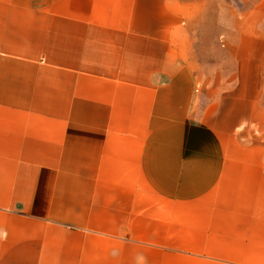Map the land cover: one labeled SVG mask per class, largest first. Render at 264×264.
<instances>
[{
	"label": "crops",
	"instance_id": "obj_1",
	"mask_svg": "<svg viewBox=\"0 0 264 264\" xmlns=\"http://www.w3.org/2000/svg\"><path fill=\"white\" fill-rule=\"evenodd\" d=\"M256 37L264 0H0V264H264Z\"/></svg>",
	"mask_w": 264,
	"mask_h": 264
},
{
	"label": "rangeland",
	"instance_id": "obj_2",
	"mask_svg": "<svg viewBox=\"0 0 264 264\" xmlns=\"http://www.w3.org/2000/svg\"><path fill=\"white\" fill-rule=\"evenodd\" d=\"M220 40H221V43L224 41V39H226V37L224 36H221L219 37ZM256 39H264V37H256ZM253 47L254 49H261L263 51L264 49V43H253ZM258 53V52H256ZM262 72H263V79H264V68L262 69ZM261 88H262V103L264 104V80H263V83L261 85Z\"/></svg>",
	"mask_w": 264,
	"mask_h": 264
}]
</instances>
